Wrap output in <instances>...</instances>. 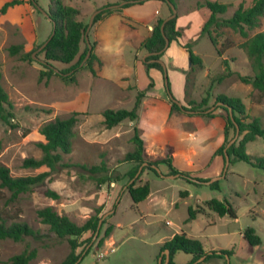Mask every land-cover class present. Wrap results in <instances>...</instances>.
Returning a JSON list of instances; mask_svg holds the SVG:
<instances>
[{
    "label": "rangeland",
    "instance_id": "1",
    "mask_svg": "<svg viewBox=\"0 0 264 264\" xmlns=\"http://www.w3.org/2000/svg\"><path fill=\"white\" fill-rule=\"evenodd\" d=\"M16 1L22 4L11 6ZM35 1L39 8L48 12L51 0ZM116 1L66 0L65 3L80 9L83 12L82 20L88 25L100 8ZM205 1L180 0L179 17L196 12L198 4ZM210 1L230 5L227 17H231L241 3L249 5L253 0ZM161 4L164 8L162 15L167 16L168 8ZM198 19L201 21V18ZM198 19L196 18L189 28L182 29L184 36L180 40L187 43L199 40L194 51L202 59L204 68H196L194 72L189 73L191 62L188 54L186 98L184 101L180 99V93H175L174 97L185 106L193 101L200 103L207 97L212 86L210 96L212 108L215 107L218 96L240 98L249 117L258 118L264 126V98L260 100L253 86L244 84L238 77L239 74L253 77L248 56L240 48L245 40L229 29H222L217 37L219 45L229 41L234 46L220 58L211 41L207 37L200 38L202 28L198 27L200 22ZM117 21V18H114L98 31L100 38L105 40L107 49L105 54L107 66L103 70L94 67L97 63L99 65L102 63L96 60L97 62L93 63L95 74L90 69H82L77 73L75 84L66 83L57 76H53L49 81L40 82V73L44 70L41 63L45 56L39 48L50 37L52 23L43 12L31 4V0H0V72L3 76V87L15 107L13 126L0 121V142L3 144L0 162L11 170L14 177L37 176L43 173L45 169L22 168L24 160L42 158L40 144L44 143L45 139L41 134V128L58 118L66 119L74 113L78 114V123L74 128L73 151L69 155H62L63 166L58 173L34 191L22 195L17 203L5 205V200L0 202V210L15 212L20 209L22 221L38 231V235L27 238L22 243L12 240L0 242V264L26 249L36 250L38 254L30 264L64 262L71 251L70 243L68 239H58L38 218V211L46 207H53L60 215L68 216L80 226L85 225L92 217L98 216L103 219L108 215L104 218L105 223L99 237L92 244V250L83 257L82 264H159L161 257L164 264L166 255L163 247L176 234L181 233L200 240L206 252H231V264H264V171L259 168L245 162L230 164L226 177L218 181L219 191L212 190L206 184L197 186L181 177L176 179L157 177L147 170L139 176L136 186L149 183L150 197L137 207L134 206L126 187L130 181L129 172L135 164L123 161L126 155L135 149L132 140L135 135L134 129L138 126L126 121L110 130L103 124L102 114L103 110L108 109L132 110L139 92H148L154 88V85L150 88L151 84H154V79L143 63L146 56L143 52L139 56L137 69L134 68L137 53L140 51L138 41L129 30L121 29ZM95 27L96 25H93L87 36L91 46L94 43L96 47ZM263 31L264 18L261 26L252 35ZM143 35L141 32L140 36ZM125 39L127 40L123 42ZM119 42L122 43L132 80L138 81L142 86L139 90L130 88V96L121 102L117 101L116 95L118 86L116 78L120 71L114 63L115 50ZM14 46H22V49L17 55L12 56L9 50ZM85 49L86 44H82L81 53ZM170 52L176 55L173 50L167 51L165 59ZM29 53L35 55L32 62L24 60ZM174 57L178 60V55ZM223 59L229 61L230 70L234 75L222 82H216L217 78L225 73ZM78 61L79 57L73 65ZM87 61L82 64L86 65ZM51 65L58 71L70 67L57 62ZM95 75L98 78H95ZM158 92H162L163 97L169 99L165 88ZM217 115L218 117L214 119H207L174 112L169 120V126L178 127L181 133H167L164 141L141 131L150 160L164 159L169 148H172L174 166L180 172L189 173L193 178L211 179L210 181L222 177L225 162L222 156L215 154L225 142L226 112L219 109ZM242 139L243 136L239 141ZM247 153L253 159L264 158V140L258 138L255 142L249 143ZM103 163L114 176H119L122 180L98 186L84 167L92 168ZM167 172L166 168H162L163 174ZM48 189L58 193L60 198L53 200L46 196L45 192ZM185 192L188 193L187 197L182 196ZM216 198L228 201L234 207L238 218L234 220L220 217L211 211L208 203ZM191 207L199 214L197 219L188 222ZM110 227L113 232L110 237L105 238V233ZM249 228H254L256 234L261 237V246L248 245L245 232ZM88 236L89 234L79 239L82 246L78 253L87 246L83 241ZM101 240L104 242L99 245ZM192 259L191 255L179 253L174 261L177 264H189ZM206 264H228V261L213 260Z\"/></svg>",
    "mask_w": 264,
    "mask_h": 264
},
{
    "label": "trees",
    "instance_id": "2",
    "mask_svg": "<svg viewBox=\"0 0 264 264\" xmlns=\"http://www.w3.org/2000/svg\"><path fill=\"white\" fill-rule=\"evenodd\" d=\"M65 1L66 0H51L47 12V18L50 19L52 23V33L48 38V40H50L47 46L41 51V53L44 54L45 59L41 63L44 70L40 73V82L43 80L49 81L53 76H57L66 83L75 84L77 83V73L85 68L90 69L92 73L95 74L93 63L99 59L94 54V43H92L91 57L86 65L82 64L89 52V44L86 39L89 24H85L82 20L83 12L80 9L67 5ZM153 1L165 4L168 8L169 14L167 16L160 15L158 17L150 37L142 43L144 55L151 54L143 61V63L149 70L153 68L162 72L165 79V89L169 98L168 100L172 107V114L177 112L185 114L188 117L202 116L207 119H214L218 117L217 111L219 109L225 111V142L217 150L215 155L222 156L226 164L225 150L229 143L236 137L238 126L240 136H243V139L239 141V144L236 143L228 148L227 153L230 157L231 164L245 162L264 171V158L253 159L252 156L247 153V145L249 143L255 142L258 138L264 140V126L258 118L251 119L249 117L246 106L240 98H231L224 95L218 96L214 104V106H216L215 110L210 111L212 108V106H210V96L213 89L212 86L209 89L206 98L200 103L194 101L189 102L187 104L188 106L181 105L173 95L166 66L159 61H162V58L166 51L171 47L172 43L179 42L184 36V31L177 26L179 15L166 22V19L173 15L170 4L175 5L178 10L180 0H117L114 4H107L98 10L100 13L96 16L94 25L115 13H121L124 9L141 6ZM36 2L37 1L35 0H31V4L40 12H43L39 9ZM17 4L22 3L16 1L12 3L11 6ZM229 9L230 5L220 2L206 0L204 3H199L197 11L202 12L204 18L200 38L207 37L216 49L219 57L223 58L226 52L233 48L234 45L233 43L226 41L220 46L217 39L219 32L222 29H229L242 37L245 42L240 45V48L248 56L253 77L240 74L238 77L244 84L252 85L254 90L258 92L259 99L262 100L264 98V31L257 32L254 35H252V33L261 26V21L264 18V0H253L249 5L245 2L241 3L231 17H227ZM167 40L170 41V46L166 49ZM198 41L199 40L196 39L183 46L189 54L191 62V68L188 71L189 73L194 72L196 68H204L202 59L194 52V47ZM82 44H86V49L81 53ZM21 49L22 46H14L11 47L9 51L12 56H15L21 51ZM78 57L79 61L73 65ZM24 60L31 62L34 61L33 54L29 53L24 57ZM53 62L61 63L70 67L66 70L58 71L53 65H51ZM222 64L225 67V73L220 75L216 82H222L234 75L230 70V64L227 59H223ZM100 66H102V63H100ZM2 79L3 76L0 72V121L9 126H13L12 120L15 119V107L3 87ZM214 83L215 81L213 84ZM152 87L153 83L150 88ZM146 93L147 91L139 92L135 106L132 110H105L102 114L105 127L111 130L117 128L126 121L133 123L137 122L140 119L139 113L146 97ZM220 104L223 105L221 106ZM230 110H232V115ZM77 115V113H74L66 119L58 118L44 124L41 128V134L45 139V142L40 144L42 158L40 160L35 158L24 160L22 168L45 169L43 173L37 176L14 177L12 176L11 170L0 162V202L5 200V205L15 204L22 195L34 191L45 184L46 181L51 180L52 177L58 173L63 166L62 155H69L73 151L74 128L78 123ZM134 131L135 135L132 141L135 149L133 152L126 155L123 162L135 164L129 172L130 181L126 187L135 207L146 201L151 194L149 183L144 186H136L139 179L137 175L140 172L141 167H143V170L139 176L149 170L157 177L178 176L197 186H204L210 182L211 179L193 178L189 173H182L176 169L174 166L175 157L172 148H169V152L164 159L155 161L150 160L146 153L145 141L141 137L142 130L136 127ZM2 149L3 144L0 142V152ZM155 167L161 171L162 168H166L168 172L166 174H159ZM84 168L90 173L91 179L100 187L107 184L117 183L122 180L121 177L114 176L105 163L101 166ZM209 187L212 190H220L218 181L212 183ZM45 195L53 200H58L60 198L58 193L50 189L45 192ZM182 196L187 197L188 193H182ZM208 207L220 217H229L234 220L238 218L234 207L228 201H221L216 198L208 203ZM21 214L22 211L20 209L15 212H9L5 209L0 210V242L12 240L16 243H22L27 238L38 235V231L22 221ZM37 214L42 224L48 226L50 232L58 239L69 240L71 251L62 264H82L83 257L87 256L92 250V244L94 243V238L98 231L101 218L98 216L92 217L85 225L80 226L68 216L60 215L53 207L43 208L39 210ZM198 214L199 213L191 207L189 209L190 216L188 222L197 219ZM104 223L105 222H103V224ZM112 232L113 229L111 227L108 228L105 233V238L110 237ZM88 234L89 236L83 241L87 246L81 253H78V249L82 246V243H79V239ZM245 239L249 246L259 247L262 245V239L256 234L254 228L246 230ZM103 242L104 240H101L99 245H102ZM167 250L170 252L169 264H177L174 261V258L179 253H184L193 257L189 264H206L213 260H227V255L229 256V259H231L232 256V253L227 251L206 252L200 240L190 237L186 233L176 234L170 241H168L163 247V251ZM37 257L38 254L36 250L26 249L21 254L13 256L9 261L3 264H30Z\"/></svg>",
    "mask_w": 264,
    "mask_h": 264
},
{
    "label": "crops",
    "instance_id": "3",
    "mask_svg": "<svg viewBox=\"0 0 264 264\" xmlns=\"http://www.w3.org/2000/svg\"><path fill=\"white\" fill-rule=\"evenodd\" d=\"M163 12L164 8L160 2H148L141 6H134L124 9L121 14L112 15L111 17H108L103 21L97 23L94 29V34L96 35V39H94V41L97 44L94 52L97 58L102 62V66L97 63L96 65H94V67L97 66L103 70L107 66L105 58V54L107 52L106 44L104 42L105 40H103V38H100L98 31L101 30L102 26L105 23L114 20V18H117L118 21L116 23L120 25L121 29L123 28L124 30H129L130 34L134 35V38L138 41L137 46L140 51L137 53V60L135 61L134 67L137 69L139 56H141L142 52L144 54L142 43L148 37H150L158 17L162 15ZM183 15V17H179L178 19V28L183 30L184 28H189V25H193V21H195L196 18H201V21L198 19L200 21L198 27L202 28V25L204 23L202 12L196 11L190 14ZM141 32L144 34L143 36H140ZM126 40L127 39H125L123 42H125ZM185 44H187V42H183L182 40H180L179 42L172 43L171 47L167 50L168 52L170 50H173L174 54L178 55V60H176V58L174 57L176 55H173L171 52L166 55V59L164 57L162 58L167 69L168 77L171 81L174 96L175 93H180L181 97L179 96V98L183 101L186 98L185 76L186 71L189 70L186 64L188 53L183 48ZM167 59L169 60V62H167ZM114 63L117 70L120 71V74L117 76L118 78H116V84L118 85L116 87V95L117 101L121 102L123 101V99L130 96V88H134L133 90H139L142 88V86H140L138 84V81L135 80L136 76H134L135 81L132 80L131 72H129L127 61L124 58L123 46L120 42L117 43L116 46ZM149 72L154 79V88L146 93V97L139 113L140 119L137 122L131 123L136 124V126H138V128H140L142 131L152 134L159 141H164L165 134H179L181 133V131L176 126H169V120L172 117V107L169 101L163 97L162 92H158L160 89L165 88V79L162 72L157 69L149 70ZM95 78L98 77L96 76ZM95 81L97 80L95 79ZM133 98L135 99V97ZM182 105L184 104L182 103ZM117 110H120V108H118ZM104 111L105 110H103V112Z\"/></svg>",
    "mask_w": 264,
    "mask_h": 264
},
{
    "label": "water",
    "instance_id": "4",
    "mask_svg": "<svg viewBox=\"0 0 264 264\" xmlns=\"http://www.w3.org/2000/svg\"><path fill=\"white\" fill-rule=\"evenodd\" d=\"M115 7H117V6H115ZM170 7H171V9H172L173 15L170 16V17H168V18L166 19V22H168L169 20L175 18V17L178 15V10H177L176 6L173 5V4H170ZM39 9H41V8H39ZM41 10H42V9H41ZM42 11H43V10H42ZM43 13H44V15H45L46 17H48V13H47V12L43 11ZM99 13H100V11H97V12L92 16L91 21H90V24H89V28H88V30H87V35H88L89 31L91 30V28L93 27V25H94V20H95L96 16H97ZM49 20H50V19H49ZM50 21H51V20H50ZM163 30H164V27H163ZM53 35H54V33H53ZM53 35H52V37H53ZM87 35H86V39H87L88 44H89V52H88L87 57H86V59H85L84 62H86V61L90 58V56H91V54H92V46H91V44H90V42H89V40H88V36H87ZM52 37H51V38H52ZM49 40H50V39H49ZM49 40H48V41H47V42H46V43L40 48V51H42V50L47 46ZM169 46H170V41L167 40L166 49H167ZM150 55H151V54H146L144 60H145L148 56H150ZM33 57L35 58V55H33ZM159 62H161V63L164 64L163 61H159ZM83 65H84V64H83ZM164 65H165V64H164ZM181 105H182V104H181ZM220 105L222 106L223 104H220ZM215 108H216V106H215L214 108H212L210 111H214ZM230 111H231V115H232V110H230ZM240 137H241V136H240V130H239V127L237 126V134H236V137H235V138L229 143L227 149L225 150L226 164H225L224 174L222 175V177L215 178V179H213L212 181L208 182L207 185H211L212 183L217 182V181H219L220 179H223V178L226 177V175H227V173H228L229 166H230V164H231V162H230V161H231V160H230V157H229V155H228V153H227V152H228V148H230L232 145L236 144V143L239 141ZM155 168H156V167H155ZM156 169H157V171H158L159 174H162V171H161L160 169H158V168H156ZM142 170H143V167H141L140 172L138 173L137 177H139V175H140V173L142 172ZM168 178H170V179H176V178H178V176H170V177H168ZM107 216H108V215H106L104 218H106ZM104 218L101 219V221H100V223H99L98 231H97V233H96V235H95L94 241H95V240L99 237V235H100V232H101V229H102V225H103ZM165 255H166V261H165V264H169V261H170V252H169L168 250L165 251ZM226 258H227L228 264H231L228 255L226 256ZM159 264H162V257H161L160 260H159Z\"/></svg>",
    "mask_w": 264,
    "mask_h": 264
}]
</instances>
